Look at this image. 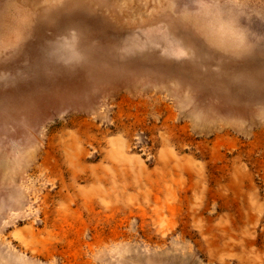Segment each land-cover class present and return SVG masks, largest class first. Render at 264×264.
Here are the masks:
<instances>
[{
    "label": "rangeland",
    "instance_id": "rangeland-1",
    "mask_svg": "<svg viewBox=\"0 0 264 264\" xmlns=\"http://www.w3.org/2000/svg\"><path fill=\"white\" fill-rule=\"evenodd\" d=\"M0 264H264V0H0Z\"/></svg>",
    "mask_w": 264,
    "mask_h": 264
}]
</instances>
